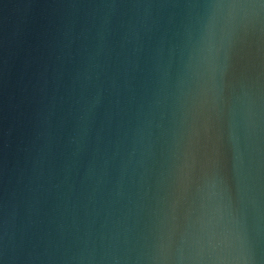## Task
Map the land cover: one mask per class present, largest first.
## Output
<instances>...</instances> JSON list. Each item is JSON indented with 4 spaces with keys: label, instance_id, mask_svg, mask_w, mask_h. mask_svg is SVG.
Listing matches in <instances>:
<instances>
[{
    "label": "water",
    "instance_id": "1",
    "mask_svg": "<svg viewBox=\"0 0 264 264\" xmlns=\"http://www.w3.org/2000/svg\"><path fill=\"white\" fill-rule=\"evenodd\" d=\"M0 264H264V0H0Z\"/></svg>",
    "mask_w": 264,
    "mask_h": 264
}]
</instances>
